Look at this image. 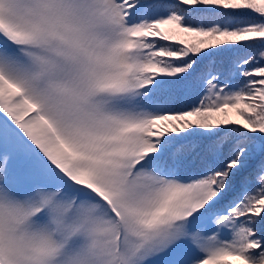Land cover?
Listing matches in <instances>:
<instances>
[{
    "label": "snow or ice",
    "instance_id": "6c2138e0",
    "mask_svg": "<svg viewBox=\"0 0 264 264\" xmlns=\"http://www.w3.org/2000/svg\"><path fill=\"white\" fill-rule=\"evenodd\" d=\"M0 264H264V0H0Z\"/></svg>",
    "mask_w": 264,
    "mask_h": 264
}]
</instances>
